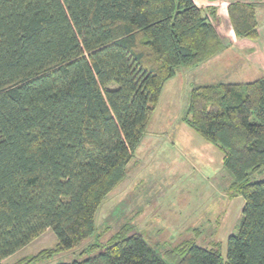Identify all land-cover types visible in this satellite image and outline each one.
<instances>
[{
	"label": "trees",
	"instance_id": "16d2710c",
	"mask_svg": "<svg viewBox=\"0 0 264 264\" xmlns=\"http://www.w3.org/2000/svg\"><path fill=\"white\" fill-rule=\"evenodd\" d=\"M256 4L231 2L237 38H257ZM214 11L193 0H0V264L50 229L70 251L126 176L165 83L224 50ZM185 121L217 147L243 199L237 233L159 253L127 224L60 264H264V77L194 87Z\"/></svg>",
	"mask_w": 264,
	"mask_h": 264
},
{
	"label": "rangeland",
	"instance_id": "374dc122",
	"mask_svg": "<svg viewBox=\"0 0 264 264\" xmlns=\"http://www.w3.org/2000/svg\"><path fill=\"white\" fill-rule=\"evenodd\" d=\"M205 63L178 68L165 83L124 180L96 212L95 235L36 264L85 259L90 256L84 252L90 244H105L125 224L142 233L159 253L190 239L206 247L221 242L225 256L228 236L238 231L244 201L231 194L233 179L223 167L221 151L203 140L183 118L194 87L236 79L229 74V66L214 67L212 60ZM261 178L264 168L252 181ZM56 243L48 229L1 264H14L52 249Z\"/></svg>",
	"mask_w": 264,
	"mask_h": 264
},
{
	"label": "crops",
	"instance_id": "0c3cea01",
	"mask_svg": "<svg viewBox=\"0 0 264 264\" xmlns=\"http://www.w3.org/2000/svg\"><path fill=\"white\" fill-rule=\"evenodd\" d=\"M201 9L209 14L214 11L215 28L225 40L224 50L206 61L212 60L213 66H229V74L236 80L220 83H247L264 77V0H193ZM256 4L257 38L255 40L237 38L232 30L227 15V6L231 2ZM235 56V57H233ZM202 63V64H204ZM215 67V66H214ZM236 69V70H235ZM183 121L187 126L185 117ZM190 127V126H189ZM203 139V138H202ZM204 140V139H203ZM239 197V196H238Z\"/></svg>",
	"mask_w": 264,
	"mask_h": 264
}]
</instances>
